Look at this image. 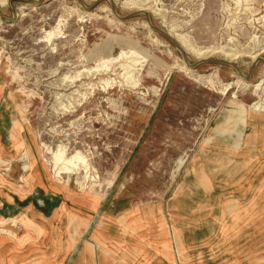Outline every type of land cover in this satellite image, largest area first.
<instances>
[{"label": "rangeland", "instance_id": "obj_1", "mask_svg": "<svg viewBox=\"0 0 264 264\" xmlns=\"http://www.w3.org/2000/svg\"><path fill=\"white\" fill-rule=\"evenodd\" d=\"M126 1L0 0V264H264V0Z\"/></svg>", "mask_w": 264, "mask_h": 264}, {"label": "bare ground", "instance_id": "obj_2", "mask_svg": "<svg viewBox=\"0 0 264 264\" xmlns=\"http://www.w3.org/2000/svg\"><path fill=\"white\" fill-rule=\"evenodd\" d=\"M126 4L129 6H134L135 9L141 10V11H149V9H151V7L149 6L150 0H142L140 2L138 0H127ZM196 53H198V52H196ZM215 54H216V52H215ZM253 57H251V58H253ZM96 73H98V71H96ZM236 82L239 83L240 81H236ZM254 89H255V92L260 91V92H263V94H264V77L254 86ZM258 105H259V103L254 105L255 110L264 111L263 100H262V103L259 106ZM55 165L59 171V175H61V176L62 175H68V174H79L81 167H83L85 170L88 169L86 161L80 155V153H77L74 156L69 157L68 155H66V152L63 149H60L55 154ZM179 166H181V165H179Z\"/></svg>", "mask_w": 264, "mask_h": 264}, {"label": "crops", "instance_id": "obj_3", "mask_svg": "<svg viewBox=\"0 0 264 264\" xmlns=\"http://www.w3.org/2000/svg\"><path fill=\"white\" fill-rule=\"evenodd\" d=\"M85 249L87 250V248H85ZM84 254H85V253H84ZM73 260H75V259H73ZM73 260H72V264L76 263V262H75L76 260H75V261H73ZM80 262L83 263V264H85V263H86V262H85V258H84V257H80L79 260L77 261V263L79 264ZM62 263H63V262H62ZM90 263H91V262H90ZM90 263H89V264H90ZM125 264H128V263L126 262Z\"/></svg>", "mask_w": 264, "mask_h": 264}, {"label": "water", "instance_id": "obj_4", "mask_svg": "<svg viewBox=\"0 0 264 264\" xmlns=\"http://www.w3.org/2000/svg\"><path fill=\"white\" fill-rule=\"evenodd\" d=\"M187 65H188V67H189V69L190 70H193L194 71V69H195V67L197 66V65H190L188 62H187Z\"/></svg>", "mask_w": 264, "mask_h": 264}]
</instances>
